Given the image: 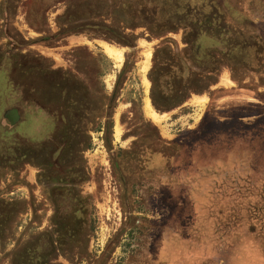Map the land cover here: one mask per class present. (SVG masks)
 Wrapping results in <instances>:
<instances>
[{"label":"rangeland","instance_id":"1","mask_svg":"<svg viewBox=\"0 0 264 264\" xmlns=\"http://www.w3.org/2000/svg\"><path fill=\"white\" fill-rule=\"evenodd\" d=\"M0 203V264H264V0H0Z\"/></svg>","mask_w":264,"mask_h":264},{"label":"trees","instance_id":"2","mask_svg":"<svg viewBox=\"0 0 264 264\" xmlns=\"http://www.w3.org/2000/svg\"><path fill=\"white\" fill-rule=\"evenodd\" d=\"M121 40L124 43V45L125 44L128 45L126 43L127 40L125 38L124 39H121ZM128 46H130V45H128ZM195 62H198V61L195 60ZM181 78H182V76H181ZM113 99H114V93L107 98L106 112H108L111 109V107H112L111 103H112ZM12 113L16 114V111L13 110L12 112L11 111L5 112L3 114V118L6 121H8L7 120V117H8V115L11 116ZM18 115H17V120L15 121L16 123L21 122L20 117ZM106 119L107 120L104 122L105 128L107 127V124H108V121H109L108 120V117ZM56 147L58 149V147H60V145H56ZM57 149H51L52 159L57 158V157H55L57 155V153H58V150ZM60 149H61V147H60ZM68 191H69V189H62V191L58 189L56 195L60 197V200H67L68 201V199H67ZM62 206H63V208H61ZM73 207H74V205H71L69 203V201H68L67 205H57V204L56 205H53V208H54V218H55V220L58 221V222H62V225L64 224V222L67 223V221H68V215L71 214V208L73 209ZM11 209H12V206L11 205H7L5 203H0V228L3 225H5L7 223V221H8V219L10 218L11 213H12ZM57 243L60 246L61 239L57 240ZM34 248H36V247H34ZM30 251H29V253H31L29 255L30 260H33V261L36 260V261H38V259H41L42 258L41 253L39 251H36V249H33L32 248V249H30Z\"/></svg>","mask_w":264,"mask_h":264},{"label":"water","instance_id":"3","mask_svg":"<svg viewBox=\"0 0 264 264\" xmlns=\"http://www.w3.org/2000/svg\"><path fill=\"white\" fill-rule=\"evenodd\" d=\"M12 112V111H11ZM7 117V116H6ZM7 120L10 124L14 123L17 118H16V114L12 113L11 116L7 117Z\"/></svg>","mask_w":264,"mask_h":264},{"label":"bare ground","instance_id":"4","mask_svg":"<svg viewBox=\"0 0 264 264\" xmlns=\"http://www.w3.org/2000/svg\"><path fill=\"white\" fill-rule=\"evenodd\" d=\"M109 51H110V49H109ZM108 53H110V52H108ZM113 53V52H112ZM111 54V53H110ZM118 55H120L119 53H117L115 56H116V58L118 59L119 57H118ZM114 56V57H115ZM119 61V60H118ZM146 68V67H145Z\"/></svg>","mask_w":264,"mask_h":264},{"label":"crops","instance_id":"5","mask_svg":"<svg viewBox=\"0 0 264 264\" xmlns=\"http://www.w3.org/2000/svg\"><path fill=\"white\" fill-rule=\"evenodd\" d=\"M220 79V78H219ZM231 82V81H230ZM221 86V85H220ZM222 88H225V87H223V86H221Z\"/></svg>","mask_w":264,"mask_h":264}]
</instances>
